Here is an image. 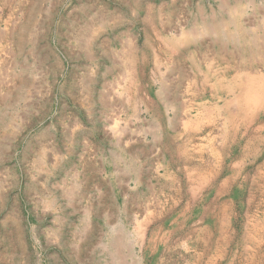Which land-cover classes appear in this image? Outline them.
<instances>
[{"label": "rangeland", "instance_id": "1", "mask_svg": "<svg viewBox=\"0 0 264 264\" xmlns=\"http://www.w3.org/2000/svg\"><path fill=\"white\" fill-rule=\"evenodd\" d=\"M0 264H264V0H0Z\"/></svg>", "mask_w": 264, "mask_h": 264}, {"label": "bare ground", "instance_id": "2", "mask_svg": "<svg viewBox=\"0 0 264 264\" xmlns=\"http://www.w3.org/2000/svg\"><path fill=\"white\" fill-rule=\"evenodd\" d=\"M205 24L207 25L206 22H205ZM208 24H209V23H208ZM25 36H26V35H25L24 30H22V32L20 31V34H17V42H18V45H19V46H22V45H23V43H24V41H25ZM41 57H42V56H41ZM32 58H33V56H32ZM195 70L198 72L200 69H199L198 67H195V68H194V71H195ZM228 70H229V69H228ZM225 71H226V70H225ZM119 73H120V72H119ZM195 76H196V75H195ZM20 77H22V76H20ZM19 79H20V78H19ZM210 87H211V86H210ZM202 89H203V88H202ZM203 90H204V89H203ZM108 93H109V92H108ZM225 93H226V92H225ZM208 96H209V95H208ZM224 97H225V96H224ZM106 98H107V97H106ZM173 101H174V100L172 99V102H173ZM180 111H181V110H180ZM174 117H175V119H176L177 117H181V116H178V111H177V110L174 112ZM180 120H181V119H180ZM181 123H182V120H181ZM179 125H180V124H179ZM175 217H176V216H175ZM178 218H179V217H178V214H177V217L174 218L173 221L171 220V221L173 222L172 224L175 223L174 225L176 226V227H175L176 229H178V226H179V224H180V223H179L180 221H179ZM152 232H153V231H152ZM117 233H118V231H117ZM155 236H156V235H155ZM166 237H167V236H166ZM122 238H123V237H122V234H118V235L113 239L112 244L110 243V244L112 245V247H113L114 255H116V256H118V254H120V255L122 254V252L119 251V248H121V245L123 244V239H122ZM124 244H125V243H124ZM127 244H128V242L126 243V246H127ZM126 246H125V247H126ZM128 246H129V245H128ZM122 248H123V247H122ZM126 249H127V248H126ZM120 250H121V249H120ZM106 252H107V251H106ZM118 252H120V253H118ZM108 255H109V257L111 256L110 253H109ZM108 255H107V256H108ZM120 255H119V256H120ZM123 255H124V254H123ZM119 256H118V257H119ZM121 256H122V255H121ZM121 256H120V257H121ZM111 257H114V256H111ZM120 257H119V260L121 259ZM116 258H117V257H116ZM117 259H118V258H117ZM130 263H131V262H130Z\"/></svg>", "mask_w": 264, "mask_h": 264}, {"label": "crops", "instance_id": "3", "mask_svg": "<svg viewBox=\"0 0 264 264\" xmlns=\"http://www.w3.org/2000/svg\"><path fill=\"white\" fill-rule=\"evenodd\" d=\"M24 47V46H23ZM23 47H21V48H23ZM43 47H46L47 48V46L46 45H41L40 46V48H43ZM30 48H33V50H36L37 49V45H36V43L34 42V43H31V46L30 47H28V49H30ZM48 49V48H47ZM24 49H22V50H20L21 51V53H22V51H23ZM49 50V49H48ZM50 51V50H49ZM51 52V51H50ZM25 55L23 54V56H22V60L25 62ZM22 61V62H23ZM21 65V64H20ZM21 71V67L19 66V70L17 71V73H19ZM23 73V72H22Z\"/></svg>", "mask_w": 264, "mask_h": 264}]
</instances>
